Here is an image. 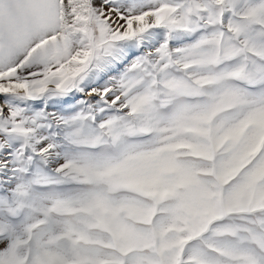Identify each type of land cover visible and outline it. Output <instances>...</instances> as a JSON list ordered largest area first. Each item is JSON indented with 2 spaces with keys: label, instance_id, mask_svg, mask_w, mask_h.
<instances>
[{
  "label": "snow or ice",
  "instance_id": "6c2138e0",
  "mask_svg": "<svg viewBox=\"0 0 264 264\" xmlns=\"http://www.w3.org/2000/svg\"><path fill=\"white\" fill-rule=\"evenodd\" d=\"M0 264H264V0H0Z\"/></svg>",
  "mask_w": 264,
  "mask_h": 264
}]
</instances>
